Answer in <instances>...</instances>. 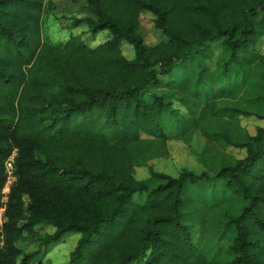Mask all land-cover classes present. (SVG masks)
I'll list each match as a JSON object with an SVG mask.
<instances>
[{
	"label": "trees",
	"instance_id": "obj_1",
	"mask_svg": "<svg viewBox=\"0 0 264 264\" xmlns=\"http://www.w3.org/2000/svg\"><path fill=\"white\" fill-rule=\"evenodd\" d=\"M85 2L70 28L85 27L90 40L106 31L95 47L81 35L50 42L48 0H0V192L14 151L16 179L0 264H43L34 256L69 234L77 240L64 264H264V128H244L237 141L220 134L244 157L210 172L171 177L150 168L149 181L135 178L153 142L176 137L163 124L177 119L172 101L189 96L204 110L203 95L216 86L220 94L243 93V106L229 107V115L264 119V0ZM146 13L160 37L154 45L141 33ZM216 52L211 78L204 63ZM166 78L182 99L157 92ZM216 190L240 206L212 227ZM135 195L145 201L134 204ZM193 197L207 207L198 217L187 212ZM27 241L38 249L24 252L19 244Z\"/></svg>",
	"mask_w": 264,
	"mask_h": 264
},
{
	"label": "rangeland",
	"instance_id": "obj_2",
	"mask_svg": "<svg viewBox=\"0 0 264 264\" xmlns=\"http://www.w3.org/2000/svg\"><path fill=\"white\" fill-rule=\"evenodd\" d=\"M48 1L54 7V12L45 17L44 20L45 32H47L45 35H48L47 38L51 43L65 42L70 36L76 35H81L82 39L91 47H95L106 40L108 36L106 31L98 33L93 40H90V35L85 27L70 28L71 18L85 15V0ZM141 33L147 45H154L160 40L158 33L153 27L150 14H143L141 17ZM121 50L127 59L133 58L134 52L129 45L124 43L121 46ZM258 50L261 55L264 54V39L260 43ZM221 56V53L216 52L209 62L204 63L209 69L211 78L215 76L214 71ZM186 91L183 92L187 95ZM157 92L165 94L169 101L177 98L182 99L185 96L184 94L181 96L182 92H179L175 86H171L170 80L167 78L163 79L162 86ZM242 95L241 91L220 94L219 89L216 86H212L211 91L203 95L205 102L201 105L206 106L204 110L201 106L198 107L196 101L189 96H185L183 102L172 101V109L176 111L177 119L172 118L171 121L167 119L163 124L176 137L167 142H153L151 145L153 156L146 161L145 165L135 168V178L149 181L150 168L157 173H163L171 177H177L182 170L200 174L205 171L210 172L212 168H217L222 164H230L234 160L243 158L244 152L242 150L225 145L220 139V134H229L233 137V141H237L241 139L242 129L244 128L250 134H254L255 127L264 128V119H259L256 116L234 118L229 115V107L243 106ZM213 105L215 107L210 108ZM178 119L180 121H177ZM179 124L181 129H175V126ZM152 183L151 180L148 182L150 185H153ZM198 192V190L193 189L190 194L197 195ZM216 192L221 199L209 209L212 210L210 215L212 227L215 225V218L222 221L224 220L222 215L235 216L240 206L236 200L229 199L222 190H216ZM198 198L187 199L186 208L190 217H195L194 215L198 217L202 210H207V207L202 205ZM196 199L198 201H195ZM144 201V195H135L132 198L134 204H142ZM226 219L228 218L226 217ZM41 229V233H53V229L50 227H42ZM192 235L194 242L200 243L202 246L205 245V239L201 238V233L198 229H193ZM76 240L77 235H66L57 245H49V251L45 255L40 256V254H37L34 259L35 261H42L43 264H64L68 261L69 254ZM220 242V245L224 247L225 240L223 239ZM19 247L24 252H33L38 249V245L30 241L20 243Z\"/></svg>",
	"mask_w": 264,
	"mask_h": 264
},
{
	"label": "built area",
	"instance_id": "obj_3",
	"mask_svg": "<svg viewBox=\"0 0 264 264\" xmlns=\"http://www.w3.org/2000/svg\"><path fill=\"white\" fill-rule=\"evenodd\" d=\"M14 157H15V152L4 163L6 177H5L3 188L0 192V247L2 246L1 234H2V224L4 220L3 215H4L10 189L16 180L13 174Z\"/></svg>",
	"mask_w": 264,
	"mask_h": 264
},
{
	"label": "clouds",
	"instance_id": "obj_4",
	"mask_svg": "<svg viewBox=\"0 0 264 264\" xmlns=\"http://www.w3.org/2000/svg\"><path fill=\"white\" fill-rule=\"evenodd\" d=\"M15 152V151H14ZM2 245H3V241H2ZM2 247V246H1Z\"/></svg>",
	"mask_w": 264,
	"mask_h": 264
}]
</instances>
